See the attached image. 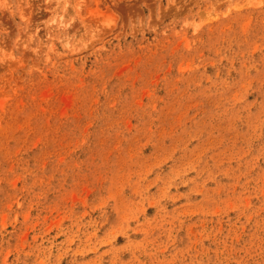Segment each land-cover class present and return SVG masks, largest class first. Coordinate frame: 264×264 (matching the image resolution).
<instances>
[{
  "label": "rangeland",
  "instance_id": "1",
  "mask_svg": "<svg viewBox=\"0 0 264 264\" xmlns=\"http://www.w3.org/2000/svg\"><path fill=\"white\" fill-rule=\"evenodd\" d=\"M0 264H264V0H0Z\"/></svg>",
  "mask_w": 264,
  "mask_h": 264
}]
</instances>
